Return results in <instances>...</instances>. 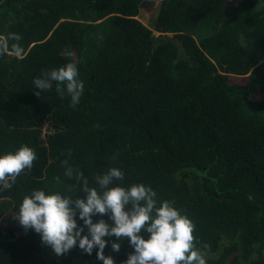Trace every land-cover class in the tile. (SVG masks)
<instances>
[{
	"label": "trees",
	"instance_id": "obj_1",
	"mask_svg": "<svg viewBox=\"0 0 264 264\" xmlns=\"http://www.w3.org/2000/svg\"><path fill=\"white\" fill-rule=\"evenodd\" d=\"M144 1L0 0V38L18 34L23 49L9 40L0 54V155L21 145L37 155L0 187V264H103L95 247L56 256L14 219L34 189L73 195L64 160L91 187L118 167L115 183L172 201L194 222L206 264H264V97L252 99L264 95V0H164L158 37L137 19ZM73 61L79 104L55 82L36 95L42 71ZM104 239L115 264L134 251L127 237Z\"/></svg>",
	"mask_w": 264,
	"mask_h": 264
},
{
	"label": "clouds",
	"instance_id": "obj_2",
	"mask_svg": "<svg viewBox=\"0 0 264 264\" xmlns=\"http://www.w3.org/2000/svg\"><path fill=\"white\" fill-rule=\"evenodd\" d=\"M21 36L10 33L6 39L0 38V54L9 50L8 41L17 56L23 52L19 44ZM56 83V92L61 98L67 94L71 107L79 104L84 83L79 79L77 64L68 62L59 68L44 70L41 77L33 81L41 92L51 90ZM37 159L35 151L21 145L18 150L0 155V187L11 189L17 177L25 170H31ZM64 175L75 177L76 184L69 185L73 195H62L59 191L46 193L34 189L23 197L17 219L25 230L33 229L40 235L42 243L56 256H62L78 245L88 255L95 248L97 258L103 264H115L112 255H105L108 243L105 237L129 238L134 249L123 264H206L205 253L195 243V224L182 210L169 200H158L157 192L143 183H133L128 187L115 182L123 181L124 172L118 167H110L103 174L95 175L98 187L89 186L83 172L74 169L64 160ZM57 183L60 177L54 178ZM86 194V198H75L76 189ZM109 215L111 223L104 219L93 222L92 217ZM79 220L83 226L78 225ZM87 228V234H83ZM83 234V235H82ZM120 243L112 242L111 250L119 252Z\"/></svg>",
	"mask_w": 264,
	"mask_h": 264
},
{
	"label": "rangeland",
	"instance_id": "obj_3",
	"mask_svg": "<svg viewBox=\"0 0 264 264\" xmlns=\"http://www.w3.org/2000/svg\"><path fill=\"white\" fill-rule=\"evenodd\" d=\"M163 1L164 0H145L140 7V14L137 17L138 21L146 25L152 31H154V27L157 22V18ZM154 35L158 37L160 33L154 31ZM167 35L171 36L172 34H167ZM263 97L264 95L261 94L259 96H254L252 99L255 102L256 101L259 102L262 100ZM48 132H50L49 126L45 124L42 127V136L43 137L46 136ZM2 221L4 224H10L15 222L14 220L8 218H3Z\"/></svg>",
	"mask_w": 264,
	"mask_h": 264
}]
</instances>
